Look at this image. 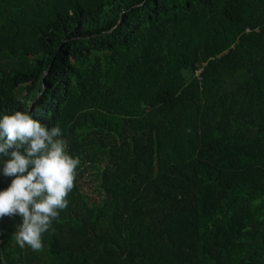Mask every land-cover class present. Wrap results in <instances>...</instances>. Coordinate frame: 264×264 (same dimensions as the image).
<instances>
[{"label": "trees", "instance_id": "1", "mask_svg": "<svg viewBox=\"0 0 264 264\" xmlns=\"http://www.w3.org/2000/svg\"><path fill=\"white\" fill-rule=\"evenodd\" d=\"M17 110L80 163L42 250L0 218V264H264V0H0Z\"/></svg>", "mask_w": 264, "mask_h": 264}, {"label": "clouds", "instance_id": "2", "mask_svg": "<svg viewBox=\"0 0 264 264\" xmlns=\"http://www.w3.org/2000/svg\"><path fill=\"white\" fill-rule=\"evenodd\" d=\"M58 126L48 128L31 111L0 116L2 174L12 177L0 190V218L19 216L15 232L20 248L43 249L42 235L49 231L59 212L68 206L79 158L67 152Z\"/></svg>", "mask_w": 264, "mask_h": 264}]
</instances>
